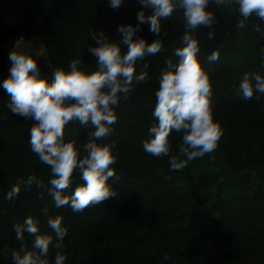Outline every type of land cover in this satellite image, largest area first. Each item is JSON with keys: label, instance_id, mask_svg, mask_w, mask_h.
<instances>
[{"label": "trees", "instance_id": "trees-1", "mask_svg": "<svg viewBox=\"0 0 264 264\" xmlns=\"http://www.w3.org/2000/svg\"><path fill=\"white\" fill-rule=\"evenodd\" d=\"M216 23L209 40L208 27H198V59L210 75L214 120L223 129L213 153L195 158L182 170L169 169V157H153L142 148L149 138L154 92L165 62H178L173 50L180 47L184 32L181 9L161 21L162 47L137 62V70L148 63V79L135 84L126 100L116 107L117 120L105 142H116V173L110 178L117 195L82 212L67 205L56 208L47 192L51 178L28 143L34 121L13 115L7 108L8 94L0 89V264H11V251L23 243L31 249L32 236L16 240L13 225L32 216L41 233L51 232L49 216L61 215L67 227L63 253L65 264H264V94L244 100L238 84L246 72L264 75L259 49L264 47L261 22L250 16L243 28L233 10L210 4ZM142 8L138 0H124L119 9L108 0H0V81L8 75V52L17 39L38 38L49 65L67 70L72 59L94 70L96 58L88 51L96 46L94 32L103 30L119 41L117 25H135ZM264 29V25H261ZM148 43L156 38L141 24L136 34ZM127 50L121 45V51ZM216 50L219 59L207 56ZM257 95L259 98L257 99ZM90 125L71 121L64 128L65 140L86 142ZM181 133H170L175 154ZM214 158H209V156ZM32 174L44 187L20 186L19 195L6 199L17 179ZM75 175V174H74ZM78 176L70 185L74 190ZM57 249L50 246L49 259Z\"/></svg>", "mask_w": 264, "mask_h": 264}, {"label": "clouds", "instance_id": "clouds-1", "mask_svg": "<svg viewBox=\"0 0 264 264\" xmlns=\"http://www.w3.org/2000/svg\"><path fill=\"white\" fill-rule=\"evenodd\" d=\"M123 2L108 0V7L117 10ZM138 3L142 8L136 13L137 23L117 25L119 41L109 38L103 30L92 35L96 46H89L88 51L96 58L94 70L81 67L78 57L69 62L67 70L59 67L42 74L37 63L44 59L42 44L24 46L22 37L8 52L10 67L7 77L0 81V89L8 94L6 106L13 115L34 121L29 128L28 143L31 151L50 168L47 192L56 208L67 205L72 212H82L89 205L117 195L110 183V178L113 180L116 176L111 167L116 163V142H105L104 138L113 130L117 120L115 109L120 101L128 98L135 84L148 79V63L138 71L137 62L160 51L161 21L174 9L182 10L185 21L181 46L173 50L178 62L167 60L160 73L152 110L156 123L148 127L149 138L142 143L143 150L151 156H168L170 170H182L193 159L213 153L223 131L214 120L210 75L198 59V27L209 28V40L215 36L216 18L208 6L231 8L239 17L237 28H243L244 22L255 16L261 22L255 31H264L261 27L264 0H138ZM141 24L148 25L149 31L155 34L151 43L136 35ZM122 44L127 46L125 52L121 51ZM259 51L264 66V47ZM218 59L216 50L207 56L210 62ZM238 92L244 100L252 99L254 93L264 94V75L256 71L244 73ZM71 121L91 126L93 130L86 142L65 140L64 128ZM173 132L181 133L175 154H171L170 133ZM76 176L82 183L69 191ZM21 184L26 188L33 184L44 187L29 174L26 179H17L5 198H16ZM62 220L59 214L49 216L47 226L51 232L43 233L38 229V220L32 216L15 223L16 240L23 242L25 233L33 239L30 250L21 243L19 250L11 251V264H65L63 241L68 229ZM50 246L57 249L51 260ZM167 261L169 257L165 253L161 264Z\"/></svg>", "mask_w": 264, "mask_h": 264}, {"label": "rangeland", "instance_id": "rangeland-1", "mask_svg": "<svg viewBox=\"0 0 264 264\" xmlns=\"http://www.w3.org/2000/svg\"><path fill=\"white\" fill-rule=\"evenodd\" d=\"M21 43H22V45L28 46V47H32V46L39 47L42 44L43 53H44V59L38 60L37 63H38V66L41 69L42 74L50 73V71L53 68L49 65V62H48V59H47L46 50L44 48L43 43L38 38H35V39L31 40V41H21Z\"/></svg>", "mask_w": 264, "mask_h": 264}]
</instances>
